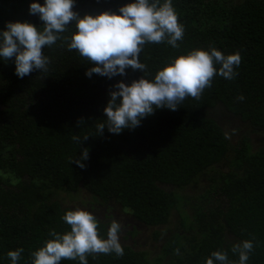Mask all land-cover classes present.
<instances>
[{"label":"trees","instance_id":"16d2710c","mask_svg":"<svg viewBox=\"0 0 264 264\" xmlns=\"http://www.w3.org/2000/svg\"><path fill=\"white\" fill-rule=\"evenodd\" d=\"M127 2L76 0L74 10L117 11ZM29 3L0 0V29L17 20L41 25ZM173 6L184 38L179 48L145 44L146 73L154 77L169 58L214 46L240 52L238 75H216L199 98L186 97L175 111L156 109L120 134L97 129L106 123L108 93L143 72L89 78L90 61L64 39L74 26L43 49L46 72L19 78L14 58L0 61V264H10L7 252L17 248L24 250L19 264H31V252L51 229L70 230L62 216L79 205L105 207L102 216L94 213L105 238L110 222L120 219L112 210L129 218L121 224L124 254H91L88 264H205L217 250L238 261L232 247L246 239L254 241L248 264H264V0H173ZM73 136L88 138L80 146ZM85 147L89 159L81 169L71 160ZM139 227L152 229L154 252L128 240Z\"/></svg>","mask_w":264,"mask_h":264},{"label":"clouds","instance_id":"9594fccd","mask_svg":"<svg viewBox=\"0 0 264 264\" xmlns=\"http://www.w3.org/2000/svg\"><path fill=\"white\" fill-rule=\"evenodd\" d=\"M76 0H30L29 14L38 15L42 21L36 25L27 20L7 21L0 29V61L14 58L15 74L19 78L33 71L46 72L50 59L43 49L61 39V34L74 26L68 41L69 50H76L90 61L85 75L112 79L126 76L127 69L141 70L143 75L131 83L119 80L111 86L103 111L106 123L97 125L100 135L104 129L120 134L125 129L139 126L142 120L156 109L175 111L186 97L199 98L205 88L212 86L213 77L219 75L227 80L237 75L242 57L239 51L225 54L214 46L193 48L186 53L169 58L156 74L146 73L147 65L140 60L145 44L166 42L179 48L184 38V25L173 6V0H128L117 11L104 10L81 15L74 10ZM239 99L243 100L241 95ZM84 121H79L83 123ZM88 136L84 137L86 140ZM80 146V137L73 136ZM89 149L71 160L81 169L86 168ZM62 220L70 226L66 232L49 231V239L31 252V264H60L62 260H77L88 264V255L124 254L120 241L121 224L112 220L107 237L98 232V220L94 213L84 207L69 209ZM254 250L252 239L243 240L232 247L239 253L238 261H231L226 251H213L205 264H248ZM23 248L9 250L10 264H19ZM179 254V249L176 250Z\"/></svg>","mask_w":264,"mask_h":264},{"label":"rangeland","instance_id":"374dc122","mask_svg":"<svg viewBox=\"0 0 264 264\" xmlns=\"http://www.w3.org/2000/svg\"><path fill=\"white\" fill-rule=\"evenodd\" d=\"M75 203H77V202H75ZM79 207H83V206H81V205H79ZM84 208H87L88 210H89V206L87 205V206H85ZM105 207H102L100 210L99 209H97V208H95V209H93L91 212L92 213H98V215H103V213L105 212ZM112 212L113 213H115V217L116 218H120L119 219V221H120V224H126V223H128V221H129V218L127 217V216H125V214L124 215H122L121 213H120V211L118 210V209H114V210H112ZM127 225V224H126ZM125 225V226H126ZM128 228H131V225H129L128 226ZM127 229V228H126ZM123 232H124V229H123ZM123 232H121L120 233V239L122 238V234H123ZM151 233H152V229H150V228H147V227H139V234L137 233V235L136 236H138L139 237V240H140V243L143 245V246H150V247H152L153 248V252L155 251L154 249V243L152 242V240H151Z\"/></svg>","mask_w":264,"mask_h":264},{"label":"flooded vegetation","instance_id":"af4514ba","mask_svg":"<svg viewBox=\"0 0 264 264\" xmlns=\"http://www.w3.org/2000/svg\"><path fill=\"white\" fill-rule=\"evenodd\" d=\"M89 211H92V209H89ZM125 216H127V215H125ZM139 234V233H138ZM120 240H123L124 241V239L123 238H121ZM128 240H130L131 242H137V243H140V240H139V237L138 236H134V237H130ZM126 242V241H125Z\"/></svg>","mask_w":264,"mask_h":264}]
</instances>
